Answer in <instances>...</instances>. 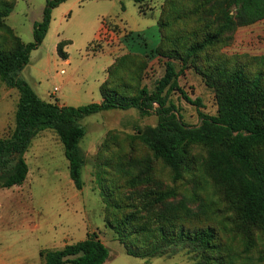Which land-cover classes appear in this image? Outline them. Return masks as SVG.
Wrapping results in <instances>:
<instances>
[{
    "label": "trees",
    "instance_id": "16d2710c",
    "mask_svg": "<svg viewBox=\"0 0 264 264\" xmlns=\"http://www.w3.org/2000/svg\"><path fill=\"white\" fill-rule=\"evenodd\" d=\"M65 1H46L41 20L33 23L32 42L25 44L5 23L14 4L0 0V80L18 92L14 129L0 138V187L26 180L24 155L38 132L51 129L63 145L69 178L80 191L84 158L78 143L85 131L79 121L106 110L134 108L140 117L156 115V126L134 135L110 132L97 156L104 175L100 197L105 221L125 253L151 259L184 250L193 264H232L231 250L237 247L264 264V66L224 51L237 28L264 20V0H162L158 44L147 51L145 39L134 40L129 32L124 40L141 53L129 45L130 51L107 68L99 87L101 101L82 107L43 102L18 78L30 52L42 43L52 10ZM144 1L134 0L142 13ZM67 43L56 46L63 59ZM153 60H164V70L150 90L144 81ZM189 69L213 92L216 105L213 116L198 113L197 126L184 123L169 101L179 93L199 104L178 83ZM196 148L205 155L194 154ZM157 172L167 175L166 184ZM186 182L188 195L177 200L179 186ZM205 190L210 192L205 199H211L203 203ZM39 255L40 264H104L109 250L90 233Z\"/></svg>",
    "mask_w": 264,
    "mask_h": 264
},
{
    "label": "rangeland",
    "instance_id": "374dc122",
    "mask_svg": "<svg viewBox=\"0 0 264 264\" xmlns=\"http://www.w3.org/2000/svg\"><path fill=\"white\" fill-rule=\"evenodd\" d=\"M7 1L14 7L5 23L23 43L32 42L33 23L41 20L47 0ZM161 4L162 0H145L142 13L134 0H66L60 3L52 10L42 43L30 52L28 64L18 72V78L46 103L70 107L99 103V87L107 77V68L115 58L130 51L129 45L141 49L136 44H127L124 38L128 33L135 37L134 40L142 36L148 45L147 51L158 44L157 19ZM103 22L104 30L100 34ZM60 42H68L63 47L66 59L57 53L56 46ZM224 51L229 55L249 57L255 65L259 61L264 66V20L237 28ZM163 63L164 60H153L149 64L144 84L150 90L155 80L163 75ZM178 83L191 102L199 103L187 102L179 93L170 95L169 101L177 107L184 123L197 126L199 112L216 114L213 92L192 70H185ZM54 88L58 90L56 93ZM17 103V90L7 88L0 80V138H8L14 129ZM79 124L85 131L78 143L84 158L80 191L69 178L63 145L51 129L38 132L24 155L28 167L26 180L9 189L0 187V264H40V251L62 249L84 240L90 233H96L109 250V259L104 264H193L184 250L151 259L129 256L105 221L100 197L104 175L100 173L97 159L102 144L112 131L134 135L146 127L154 128L157 116L140 117L134 108L111 109L88 115ZM122 146L127 151L125 143L122 142ZM135 148L142 158L141 147ZM194 154L205 155L199 148ZM157 173L166 184L167 175ZM204 187L209 188L205 183ZM189 188L187 182L180 185L177 200L186 197ZM206 193L210 192L202 191L201 202ZM207 199L211 197L203 203ZM235 248L231 250L232 264H258L254 255L248 258Z\"/></svg>",
    "mask_w": 264,
    "mask_h": 264
},
{
    "label": "crops",
    "instance_id": "0c3cea01",
    "mask_svg": "<svg viewBox=\"0 0 264 264\" xmlns=\"http://www.w3.org/2000/svg\"><path fill=\"white\" fill-rule=\"evenodd\" d=\"M133 51L137 52V53H141L140 49L139 50H136L135 47H133ZM58 104V103H57ZM59 106H62L60 104H58Z\"/></svg>",
    "mask_w": 264,
    "mask_h": 264
},
{
    "label": "built area",
    "instance_id": "2783aa9c",
    "mask_svg": "<svg viewBox=\"0 0 264 264\" xmlns=\"http://www.w3.org/2000/svg\"><path fill=\"white\" fill-rule=\"evenodd\" d=\"M58 90H57V88H54V93H56Z\"/></svg>",
    "mask_w": 264,
    "mask_h": 264
}]
</instances>
